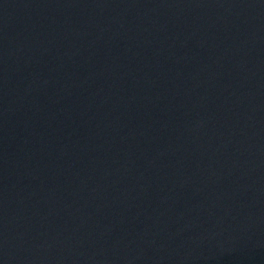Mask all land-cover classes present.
<instances>
[{
    "label": "water",
    "instance_id": "water-1",
    "mask_svg": "<svg viewBox=\"0 0 264 264\" xmlns=\"http://www.w3.org/2000/svg\"><path fill=\"white\" fill-rule=\"evenodd\" d=\"M0 264H264V0H0Z\"/></svg>",
    "mask_w": 264,
    "mask_h": 264
}]
</instances>
